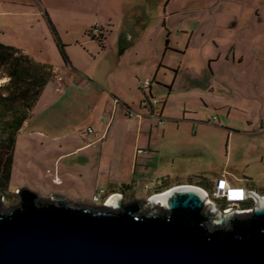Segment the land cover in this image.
Here are the masks:
<instances>
[{
    "label": "crops",
    "instance_id": "0c3cea01",
    "mask_svg": "<svg viewBox=\"0 0 264 264\" xmlns=\"http://www.w3.org/2000/svg\"><path fill=\"white\" fill-rule=\"evenodd\" d=\"M131 1L122 9V26L110 47L119 60L136 49L131 53L145 56L143 66L134 65L127 89L117 88L116 83L99 87L90 75L85 79L90 99L100 107L95 120L104 121L97 131L91 128L65 136L47 132L38 126L34 112L17 134L10 183L15 176L23 179L13 189L22 185L38 196L73 189L92 200L100 190L101 197L133 194L141 186L149 197L165 188L166 178L176 170L175 161L202 153L217 155L223 150L217 140L226 135V156L234 137L255 139L259 146L239 153L240 159L245 152L250 156L246 164H208L213 168L204 170L194 184L210 189L225 179L247 194L252 190L264 196L260 191L264 189L260 173L264 172V117H259L257 126L250 115L256 113V101L264 99V0ZM140 51L144 54L138 55ZM169 54L195 58L197 66L165 63ZM161 67L170 70V76L160 72ZM145 78L152 82L143 90L139 83ZM149 95L161 99L154 114L164 118L162 125L140 108V101ZM127 109L140 116H127ZM120 115L137 120L134 131L117 122ZM148 120L156 121L155 131ZM168 160L170 168L163 166Z\"/></svg>",
    "mask_w": 264,
    "mask_h": 264
},
{
    "label": "water",
    "instance_id": "95a60500",
    "mask_svg": "<svg viewBox=\"0 0 264 264\" xmlns=\"http://www.w3.org/2000/svg\"><path fill=\"white\" fill-rule=\"evenodd\" d=\"M187 186L151 195L149 211L118 193L99 206L22 187L7 207L0 195V264H264V198L253 194L243 219L205 216L204 194Z\"/></svg>",
    "mask_w": 264,
    "mask_h": 264
},
{
    "label": "rangeland",
    "instance_id": "374dc122",
    "mask_svg": "<svg viewBox=\"0 0 264 264\" xmlns=\"http://www.w3.org/2000/svg\"><path fill=\"white\" fill-rule=\"evenodd\" d=\"M130 3H132L131 0H0V42L18 48L34 61L50 65L57 73L55 78L60 77L59 80L54 79V82L45 86L35 107L34 118L40 119L38 126L45 128V131L63 135L72 132L83 133L88 127L97 131L104 121L100 118L95 120V117L100 113V107H96L90 99L89 93L85 89V79H91L90 75L93 76V81H96H92L93 84L99 87L111 86L116 83L117 88L127 89V85L130 81L132 82L133 72L131 70L135 68L134 65L143 66L145 59L143 57L145 56L140 55L144 54L143 52L140 51L138 54L140 56L136 57L131 53L135 49L119 60L115 49L110 47L114 42L118 27L122 26V9ZM133 3H136V0H133ZM162 4L163 2L160 5V11ZM154 21L151 23L150 31L153 30ZM49 22L54 27V31ZM95 25L104 30L105 40H102L104 49L102 44L96 39H92L87 32ZM58 40L63 44L62 48L59 46ZM62 50L66 60L62 55ZM166 57H169L170 60L164 59L165 63L168 61L175 64L179 62L181 65L192 63L197 66L198 62L195 58H183L176 54H169ZM159 70L166 73V76H170V70H166L164 67ZM55 90L59 93H56ZM138 92L141 93L140 90ZM159 94L163 95V92H158ZM63 95L64 97L57 102ZM253 108L254 110L256 108V113L250 115L255 116L254 119L258 126L259 117H264V99L256 101V106ZM148 121L152 124V130L155 131L158 126L156 121ZM117 122L123 126L127 125L132 132L137 120L120 115ZM165 122L167 124L169 120ZM209 129H206L207 132ZM179 131L181 130L179 129ZM235 138L229 141L230 149H228L227 156L224 152L227 136L223 135L217 140V143H221L223 148L220 153L216 152L217 155L202 153L175 161L176 170L166 178L165 183L171 184L180 181L196 183L203 175L204 170L213 168L208 166L212 163L221 165L227 161L229 166L238 162L246 164L250 161L246 148L259 146V143L255 139L237 140ZM244 149L245 155L240 159L239 153ZM178 158L179 156L176 157V159ZM168 161V164L163 166L170 168L171 162ZM260 173L264 174V172ZM22 179L17 176L12 179L10 188L4 194V203L2 201L4 206L14 207L19 203L17 190L13 187L19 185L20 182L22 184ZM21 187L22 185L18 189ZM209 191L205 193L208 197H213ZM260 191L264 193L262 192L264 189ZM249 192L254 194L252 190ZM52 195L62 196L66 201L74 204H85L89 201L95 203L90 200L88 195L73 189L62 195L41 193L38 197L48 200ZM133 195L136 198H145L148 192L143 191L141 186H137L134 188ZM247 196L252 197L249 194ZM257 196L264 198L262 194Z\"/></svg>",
    "mask_w": 264,
    "mask_h": 264
},
{
    "label": "trees",
    "instance_id": "16d2710c",
    "mask_svg": "<svg viewBox=\"0 0 264 264\" xmlns=\"http://www.w3.org/2000/svg\"><path fill=\"white\" fill-rule=\"evenodd\" d=\"M50 23V22H49ZM54 31V27L50 23ZM89 36L102 44L104 30ZM59 46L62 48L58 40ZM63 52V50H62ZM66 60L64 52L62 53ZM56 73L45 63L34 61L18 48L0 42V194L10 188V175L17 134L35 112L45 86L54 82ZM168 184H163V187Z\"/></svg>",
    "mask_w": 264,
    "mask_h": 264
},
{
    "label": "flooded vegetation",
    "instance_id": "af4514ba",
    "mask_svg": "<svg viewBox=\"0 0 264 264\" xmlns=\"http://www.w3.org/2000/svg\"><path fill=\"white\" fill-rule=\"evenodd\" d=\"M183 184L184 183L181 184V182H176L173 186L168 184L165 186V188L163 190H166V189H169V188H172L175 186H180ZM189 185H195V184L189 183ZM196 187H198V186H196ZM198 188H200V187H198ZM237 188L242 189V187H237ZM200 189L203 191V193L206 191L208 192L210 190V189H206V188H200ZM236 193H240V192H236ZM241 193H242V191H241ZM4 194L3 195L0 194L2 197L3 203H4V198H5ZM119 194L121 196V201H122L123 205L135 204L136 208H138L141 211H149L150 210L148 203L145 202V200L147 198H149L150 196L149 197L146 196L145 198H136L133 194H126L124 192H120ZM204 196H205V194H204ZM251 196L252 197L247 196L248 198L246 197V199L239 202L237 205H230L223 199H216V198L207 196V197H205L204 206L202 207L200 213H201V215L208 216V215H214L217 211H220L222 213H231L232 219H235V218L236 219H243L245 217V214L250 213L251 209L254 206V203H255L254 197H253V195H251ZM109 197H110L109 195L108 196L107 195L102 196L98 201H95V203L88 202L85 204L92 205V206L103 205V204H106V202L110 199ZM17 198L19 199V196H17ZM206 204H210L211 208L206 209V206H205ZM236 222H239V220H236ZM231 224H232L231 222H227L228 227L231 226Z\"/></svg>",
    "mask_w": 264,
    "mask_h": 264
},
{
    "label": "built area",
    "instance_id": "2783aa9c",
    "mask_svg": "<svg viewBox=\"0 0 264 264\" xmlns=\"http://www.w3.org/2000/svg\"><path fill=\"white\" fill-rule=\"evenodd\" d=\"M102 29L103 28L95 25L91 29L90 34L92 36H98L103 32ZM151 82L152 81L150 78H145L139 83V88L145 90L151 84ZM160 102H161V99L159 97L152 96V95L146 96L140 101V108L145 110L149 116L155 117L158 125H162L164 123L163 117L157 114L156 115L154 114V110L160 104ZM125 113L129 117H132L134 115L140 116L139 113H137L134 110H130V109H127ZM211 120H215V117H212ZM263 128H264V124H263ZM87 132H91V128H87ZM141 152L142 150H139V149L137 150V153H141ZM57 181L58 180H55V182ZM216 183L217 184L213 186L212 190H210L209 193H211V196H213L214 198L223 199L230 205H237L239 202L243 201L248 195L244 189L237 188L236 186H230L228 183L226 184L225 179H219L217 180ZM147 187L148 189L151 188L150 185H148ZM238 189L242 191V194H240L242 196V199H237L238 197L237 198L233 197V195H236V192H238ZM102 193H103V190H100L99 193L95 194L92 197V201L94 202L98 201L101 198ZM204 194H205V197H207V194L205 192Z\"/></svg>",
    "mask_w": 264,
    "mask_h": 264
},
{
    "label": "bare ground",
    "instance_id": "6f19581e",
    "mask_svg": "<svg viewBox=\"0 0 264 264\" xmlns=\"http://www.w3.org/2000/svg\"><path fill=\"white\" fill-rule=\"evenodd\" d=\"M187 187H189V188H195V189H197V190H199L200 192H202V193H203V191H202L200 188L196 187V186L190 185V186H187ZM238 192H240V193H241V191H240V190H238ZM166 193H167V192H165V193H162V194H159V195H156L155 197H160V196H163V195H164V194H166ZM240 193H236V195H233V197H235V198H237V197H238L237 199H239V197L241 196V195H240ZM203 194H204V193H203ZM155 197H154V198H155ZM235 198H234V199H235ZM110 199H111V198H110ZM110 199H109V200H110ZM109 200H108V201H109Z\"/></svg>",
    "mask_w": 264,
    "mask_h": 264
},
{
    "label": "clouds",
    "instance_id": "9594fccd",
    "mask_svg": "<svg viewBox=\"0 0 264 264\" xmlns=\"http://www.w3.org/2000/svg\"><path fill=\"white\" fill-rule=\"evenodd\" d=\"M242 194V193H241Z\"/></svg>",
    "mask_w": 264,
    "mask_h": 264
}]
</instances>
